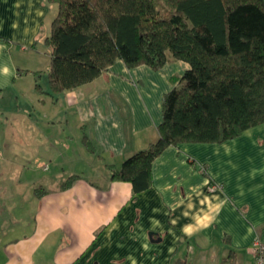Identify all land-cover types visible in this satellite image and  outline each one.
<instances>
[{"label": "crops", "instance_id": "crops-1", "mask_svg": "<svg viewBox=\"0 0 264 264\" xmlns=\"http://www.w3.org/2000/svg\"><path fill=\"white\" fill-rule=\"evenodd\" d=\"M56 15L47 0H0V116L32 129L8 133L0 117V264H255L264 124L223 144L169 147L134 195L108 167L159 139L163 97L190 66L118 60L53 96L45 39Z\"/></svg>", "mask_w": 264, "mask_h": 264}, {"label": "trees", "instance_id": "trees-1", "mask_svg": "<svg viewBox=\"0 0 264 264\" xmlns=\"http://www.w3.org/2000/svg\"><path fill=\"white\" fill-rule=\"evenodd\" d=\"M47 2L57 7L45 39L53 96L95 81L118 60L160 70L171 56L190 66L163 97L159 139L108 167L110 180L130 183L134 195L149 189L153 163L169 147L223 144L264 124V0Z\"/></svg>", "mask_w": 264, "mask_h": 264}, {"label": "rangeland", "instance_id": "rangeland-1", "mask_svg": "<svg viewBox=\"0 0 264 264\" xmlns=\"http://www.w3.org/2000/svg\"><path fill=\"white\" fill-rule=\"evenodd\" d=\"M43 79H44L43 81H46L45 78H43ZM16 107H18V106L16 105ZM0 117H1V121H2L3 127L6 128L5 130H7L8 133L11 130H13L14 132H16V134H18L19 131H24L25 129H27L29 127L27 124L19 122L18 120L15 119V120L12 121V124H11L12 129H10L11 128V127H9L10 125L8 126V124H7V115H2ZM29 130L31 131L32 129L29 127ZM33 130H34V128H33ZM45 133H47L46 129H45ZM47 137H48V139H51L50 136H47ZM47 162H48V164H50L49 160H47ZM58 166H59V164L58 165L54 164V167L52 166L51 171L52 172L53 171H58V168H57ZM61 167H65V166L62 165Z\"/></svg>", "mask_w": 264, "mask_h": 264}, {"label": "built area", "instance_id": "built-area-1", "mask_svg": "<svg viewBox=\"0 0 264 264\" xmlns=\"http://www.w3.org/2000/svg\"><path fill=\"white\" fill-rule=\"evenodd\" d=\"M219 186H211L210 190L215 191ZM253 253L255 255V264H264V245L260 241H256L253 247Z\"/></svg>", "mask_w": 264, "mask_h": 264}]
</instances>
